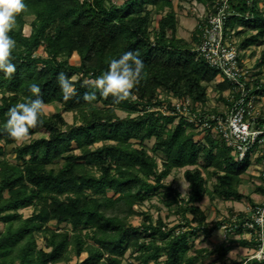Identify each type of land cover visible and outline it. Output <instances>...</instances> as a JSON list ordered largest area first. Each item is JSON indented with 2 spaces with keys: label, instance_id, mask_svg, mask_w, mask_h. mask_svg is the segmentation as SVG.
Segmentation results:
<instances>
[{
  "label": "trees",
  "instance_id": "obj_1",
  "mask_svg": "<svg viewBox=\"0 0 264 264\" xmlns=\"http://www.w3.org/2000/svg\"><path fill=\"white\" fill-rule=\"evenodd\" d=\"M198 1L214 9L219 0ZM263 2H230L231 11L237 14L225 27L237 35L250 28L255 33L241 42L239 53L264 41V13L260 10ZM25 3L26 11L17 16L16 25L9 33L16 41L10 57L16 71L11 77L0 72V142L7 146L18 142L5 130L6 113L13 104L24 102L32 95L29 91L32 83L40 86L44 106L58 103L63 112L48 116L43 111L39 122L29 129L25 138L40 133L47 136L17 147L16 165L3 159V146L0 145V222L6 224L5 232L0 229V264L67 262L73 246L77 256L88 253L86 259L76 264H123L121 258L129 247L138 248L139 264L158 262L161 253L167 257L165 264L198 262L197 256H188L189 237L199 233L209 237L224 223L208 226L207 215L198 205L210 193L200 160L215 170L213 175L220 196L240 202L246 198L239 186L251 167V158L248 155L243 163H237L233 150L210 131L204 136L205 145L197 141L192 132L197 128L195 124L170 114L171 107L132 116L142 112L140 106L161 107L164 100L157 97L160 89L204 107L208 101L207 85L219 75L196 57L192 51L194 46L178 38L173 0H126L121 5L112 0H25ZM167 10L170 12L161 18L158 29L152 34L154 12L163 14ZM28 18L33 20L31 32L26 35ZM238 26L241 29L236 30ZM198 33L197 26L194 45L199 42ZM43 46L47 56L35 57ZM126 51L135 52L144 62L139 82L129 97L116 102L111 96H100L97 91L96 100H83L85 92L95 91L93 82L107 69L109 62ZM74 54L79 56L80 66L71 64ZM239 62L242 65L241 57ZM60 72L69 78L77 74L83 76L73 80L76 95L67 101L57 83ZM225 86L231 88L226 81L222 90ZM250 89V95L256 99L264 97L261 80ZM117 110L128 116L119 117ZM65 112L80 114L82 124L68 126L63 117ZM263 118H260L262 125ZM154 138L153 156L131 143L136 140L144 144ZM74 144L80 154L75 153ZM98 144L102 146L92 149ZM159 153L165 156L162 170L156 157ZM58 160L64 161L60 170L54 166ZM89 163L99 168V175L87 174L86 164ZM190 167L194 169H187L184 174L189 183V198L182 199L186 223L178 227L196 224L197 228L175 236L176 228L163 231L162 220L142 230L129 225V219L137 215L136 205L145 203L165 188L164 181L174 170ZM4 191L9 194L5 200ZM257 191L264 193V186ZM108 192H113L114 197L107 199ZM172 194L181 198L180 192L169 188L167 196ZM29 207H35L30 218L18 213ZM188 216H192V220ZM51 221L59 225L69 223L76 234L71 237L52 232L47 244L50 250L39 249L35 234L43 232ZM82 228L91 232L88 238L92 244L87 248L79 234ZM160 237L168 240L165 246H159ZM237 243L253 247L247 240Z\"/></svg>",
  "mask_w": 264,
  "mask_h": 264
},
{
  "label": "rangeland",
  "instance_id": "obj_2",
  "mask_svg": "<svg viewBox=\"0 0 264 264\" xmlns=\"http://www.w3.org/2000/svg\"><path fill=\"white\" fill-rule=\"evenodd\" d=\"M116 5L123 4L126 0H112ZM174 2V13L177 15V22H178V38H182L187 40L193 47L194 42V32L196 27L199 24V21L202 17L207 16L210 13L211 6L202 4L198 0H173ZM152 9V8H149ZM260 10L264 13V2L260 4ZM170 10H167L163 14H153V24L151 27L152 34L155 30L159 27V21L163 16H165ZM33 19H27V26L25 27V34L29 35L31 32L30 24ZM241 29L240 26L236 28V30ZM237 32V31H236ZM251 34H255L254 31L248 29L244 34L237 35L236 33L232 37V42L239 47L241 42L244 41L245 38L249 37ZM46 50L45 46L41 47L36 53L35 57H42L45 58ZM240 57L242 61V66H244L248 70V80L250 82V87H254V83L257 80H261L264 83V41L259 42L257 45L251 47L247 51H241ZM70 62L74 66H80V58L77 54L70 59ZM76 80L82 78V74L75 75ZM222 78L218 75L215 81L211 84L207 85L208 90V101L206 105L202 109H205L209 113L212 114H225L230 112L231 110V100L232 96L230 90L226 86L221 88L224 85V81H221ZM86 81H90V78H86ZM157 97L158 100L162 101V106H140L142 112L133 114L132 116L135 117L137 115H143L146 111H156V110H165L164 107L167 109L171 107V94L166 92L164 89H160ZM136 99V97L134 98ZM184 101H191L189 98L182 99ZM192 102V101H191ZM256 112L260 116H264V97H260L255 101ZM44 113L48 116H51L53 113L56 112H63V107L55 103L50 106H44ZM116 114L121 118H126L128 113L117 110ZM63 117L66 120L68 126H78L82 124L81 115L78 113H63ZM64 130L67 127H63ZM196 134L195 139L202 144H206L204 140V136L206 135L205 131H201L198 128H194L192 130ZM45 133H40L31 138H24L19 140L15 145L7 146L4 142H0V145L3 146V159L13 165L17 164L16 159V149L17 147L22 146L23 144L29 143L31 140L46 137ZM156 139L148 140L144 144H141L139 141L133 140L131 143L137 149H145L149 152L150 155H154L151 151L155 146ZM110 144V142H108ZM115 144V143H111ZM102 146V144H98L94 146L92 149ZM74 151L76 154H80V150L77 149L78 146L74 144L73 146ZM252 153L249 154L251 157ZM159 169L162 170V161L165 159V156L162 153L156 155ZM64 164L63 160H58L57 164H55V169L60 170L62 165ZM200 168L203 170L204 177L207 180V190L210 192L205 196V199L199 203L198 205L200 208L205 211L207 215V225L214 226L219 222H228L232 216L236 212V208H239L241 203L228 201L225 198L221 197L218 192V185L216 182V178L214 177V169L212 167H208V164L201 159L199 163ZM187 169L193 170V167L174 170L172 174L164 181L165 188L159 190L158 193L151 196V199L146 201L145 203L136 205L135 211L137 215L133 216L129 219L128 223L130 226L136 227L140 230L143 228H147L150 224L154 226L158 225L159 220H162L165 227H163L164 232H168L169 230L176 228L175 236L178 235L180 232H190V228H197L196 224H193L190 227H178L184 226L186 221L183 219L182 210L185 207L182 199L189 198V183L185 179V172ZM2 170H0L1 174ZM86 172L87 174H96L99 175L100 171L99 168L92 163L86 164ZM260 162L259 159H254L251 163V167L246 172V174L242 177V190L244 192L251 193L254 201L258 204L263 202L264 198L257 196L258 191L256 190L260 187ZM171 188L181 193V198L177 197L175 194L172 196H167L168 189ZM4 200L9 198V194L7 191H4ZM104 197V196H103ZM107 199L113 198L114 193L108 192L105 196ZM63 199L65 197H62ZM102 198V197H99ZM243 207L248 208V204L246 202H242ZM40 210H41V205ZM241 208V207H240ZM35 212V207H29L20 209L18 211L24 218H30ZM150 218V219H148ZM189 220H192V216L187 217ZM0 229L5 232L6 224L0 222ZM52 232H57L60 234H68L69 236L73 237L76 234L69 223H63L61 225L57 224L56 221H51L43 230V232H38L35 234V240L37 243V247L44 248L50 250L47 246L48 240L52 235ZM82 240L86 243L85 247L91 246L92 241L88 238L91 232L87 229H80L79 231ZM149 240V239H148ZM159 246H165L168 243V240L163 239L160 237L158 239ZM240 240V239H239ZM239 240L235 239L234 237H230L225 240L224 236L221 233V230L215 231L211 236L206 237L203 233H199L198 236L189 237V245L190 257L197 256L198 262L190 263V264H235L240 263L241 260L245 258L246 251L240 249L239 244L237 243ZM223 248V249H222ZM199 251L206 252L207 254H203L202 252L198 253ZM88 253H83L81 256L76 255L75 247H71L68 253L69 261L67 262H60L57 264H76L78 262H82L86 259ZM138 256H140V252L138 248L129 247L125 256L121 258L123 264H139ZM167 257L164 253H161V257L158 262H151L150 264H165ZM18 264V263H17ZM188 264V263H186Z\"/></svg>",
  "mask_w": 264,
  "mask_h": 264
},
{
  "label": "built area",
  "instance_id": "obj_3",
  "mask_svg": "<svg viewBox=\"0 0 264 264\" xmlns=\"http://www.w3.org/2000/svg\"><path fill=\"white\" fill-rule=\"evenodd\" d=\"M230 2L217 1L214 9L211 8L210 13L201 18L197 34L199 42L192 50L197 58L216 70L223 81L230 84V112L212 114L202 109L201 104H193L171 95L172 110L169 113L182 116L201 131H210L222 139L233 150L237 163H243L252 153L251 161L260 160L261 185L264 186V125L256 112V97L250 95L248 70L240 65L239 49L232 42L235 31L225 27L226 22L237 14L231 11ZM220 230L225 240L230 237L237 240L245 238L253 244L239 264H264V201L252 206L244 214L233 215L222 224Z\"/></svg>",
  "mask_w": 264,
  "mask_h": 264
},
{
  "label": "clouds",
  "instance_id": "obj_4",
  "mask_svg": "<svg viewBox=\"0 0 264 264\" xmlns=\"http://www.w3.org/2000/svg\"><path fill=\"white\" fill-rule=\"evenodd\" d=\"M26 9L25 0H0V72L7 77H11L16 71V65L10 59L16 41L9 33L16 25L17 16ZM143 68L144 62L135 52H124L118 59H112L107 69L95 78L93 82L95 91L85 92L83 100L87 102L96 100L97 91L100 96L105 98L111 96L116 102L125 100L139 82ZM75 79V76L69 78L64 72L57 75V83L65 101L76 95L73 84ZM29 91L31 96L24 102L13 104L6 113L5 130L10 138L17 141L24 139L29 129L35 127L43 115L44 100L40 86L32 83Z\"/></svg>",
  "mask_w": 264,
  "mask_h": 264
},
{
  "label": "crops",
  "instance_id": "obj_5",
  "mask_svg": "<svg viewBox=\"0 0 264 264\" xmlns=\"http://www.w3.org/2000/svg\"><path fill=\"white\" fill-rule=\"evenodd\" d=\"M222 78V77H221ZM221 81H223V79L221 80ZM227 92H230V90H228ZM252 161H254V160H252ZM252 161H251V163H252ZM260 162V161H259ZM242 184V183H241ZM240 184V186H239V191L241 192V193H243L245 196H246V198H244L242 201H233V202H238V203H241V205H240V207L239 208H236V212H235V214H244L245 212H247L248 210H249V208H251L252 206H254V205H257L258 203H256L255 201H254V198L252 197V195H251V193L249 194L248 192H244L243 190H242V187H244L243 185H241ZM262 184V178H260V185ZM257 190V189H256ZM258 193L259 194H257V196H260V197H262V198H264V193H262V192H259L258 191ZM264 201V200H263ZM242 202H246V204H248L249 206H248V208L246 207H243V203ZM262 203V202H261ZM234 214V215H235ZM242 240H247V239H242ZM248 241V240H247ZM249 242V241H248ZM240 246V249H242V250H245L246 251V254L245 255H247V253H248V249H251L252 248V245H239Z\"/></svg>",
  "mask_w": 264,
  "mask_h": 264
}]
</instances>
